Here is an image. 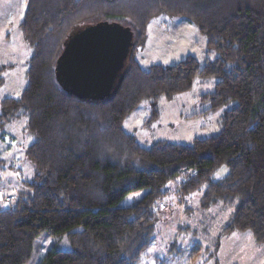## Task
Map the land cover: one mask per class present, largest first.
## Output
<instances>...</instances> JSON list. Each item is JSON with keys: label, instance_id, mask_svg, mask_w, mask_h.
Returning <instances> with one entry per match:
<instances>
[{"label": "trees", "instance_id": "1", "mask_svg": "<svg viewBox=\"0 0 264 264\" xmlns=\"http://www.w3.org/2000/svg\"><path fill=\"white\" fill-rule=\"evenodd\" d=\"M161 13L193 22L214 57L141 65L134 53ZM97 22L128 27L133 43L115 91L92 99L65 89L54 68L68 33ZM19 28L26 84L0 100V124L26 116L34 174L15 202H0V264H29L48 237L40 264H137L171 182L183 195L202 188L203 208H232L224 233L249 230L264 242V0H25ZM197 76L215 77L200 95L208 110L226 106L216 130L143 144L124 128L142 100L157 116V100L190 90Z\"/></svg>", "mask_w": 264, "mask_h": 264}, {"label": "rangeland", "instance_id": "2", "mask_svg": "<svg viewBox=\"0 0 264 264\" xmlns=\"http://www.w3.org/2000/svg\"><path fill=\"white\" fill-rule=\"evenodd\" d=\"M25 0H0V64L9 63L3 71L0 100L16 97L26 84L25 71L29 46L19 28ZM83 26V25H80ZM206 38L197 26L184 16L158 14L147 25L144 44L134 56L143 66L160 62L173 63L187 54L202 63L215 52H208ZM215 77L197 76L192 88L160 97L158 114L152 116L150 99H144L124 119L123 126L143 144L155 139L189 143L195 135L216 130L226 106L208 110V102L200 95L213 89ZM1 107V104H0ZM23 113L0 124V157L5 170L0 180V202H15L18 191H26L32 179L34 165L26 155V147L33 136L25 127ZM222 166L216 176L225 173ZM170 184V193L158 202L156 232L143 250L137 264H263L264 242L255 241L249 230L233 229L224 233L232 210L223 202L203 208L200 206L202 188L183 195ZM55 241H42L38 254L29 264H40L45 251Z\"/></svg>", "mask_w": 264, "mask_h": 264}, {"label": "water", "instance_id": "3", "mask_svg": "<svg viewBox=\"0 0 264 264\" xmlns=\"http://www.w3.org/2000/svg\"><path fill=\"white\" fill-rule=\"evenodd\" d=\"M132 43V31L120 24L97 22L75 27L64 40L55 76L79 97L102 98L120 83Z\"/></svg>", "mask_w": 264, "mask_h": 264}, {"label": "crops", "instance_id": "4", "mask_svg": "<svg viewBox=\"0 0 264 264\" xmlns=\"http://www.w3.org/2000/svg\"><path fill=\"white\" fill-rule=\"evenodd\" d=\"M5 64H9V63H5Z\"/></svg>", "mask_w": 264, "mask_h": 264}]
</instances>
